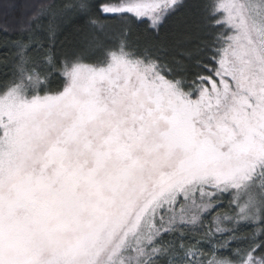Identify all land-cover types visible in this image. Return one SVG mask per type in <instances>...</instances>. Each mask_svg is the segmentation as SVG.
<instances>
[{"label":"snow or ice","instance_id":"obj_1","mask_svg":"<svg viewBox=\"0 0 264 264\" xmlns=\"http://www.w3.org/2000/svg\"><path fill=\"white\" fill-rule=\"evenodd\" d=\"M185 7L190 25L151 34ZM23 8L0 79V264H264V0H82L81 43L59 48L53 6ZM203 242L244 247L208 260Z\"/></svg>","mask_w":264,"mask_h":264},{"label":"trees","instance_id":"obj_2","mask_svg":"<svg viewBox=\"0 0 264 264\" xmlns=\"http://www.w3.org/2000/svg\"><path fill=\"white\" fill-rule=\"evenodd\" d=\"M82 0H0V3L15 4L17 7L15 9H9L6 13L0 11V28L7 26L8 35L6 36L3 31H0V79H3V73H9L11 70V61L15 54V49L11 45V40L23 37L27 40V34L22 32V23L24 20L23 6L25 4L33 5V8L29 11V15L32 14L36 8L43 5L53 6V12L55 15L50 13H45L41 19L43 22V29L46 34L47 26L49 23L52 24L55 29L56 35V45L57 48L60 47V42L65 41L66 39L71 42V45L79 46L81 43V32L85 29L86 20L83 18L82 14H78L75 10V6L81 3ZM185 5H191L194 3V0H184ZM65 5H72V8H65ZM191 13L188 7L181 8L176 11L174 14L169 16L161 25L158 30V33L155 30H149L152 35H157L160 38H171L172 33L175 31L176 26L182 22L191 24L192 20L189 19ZM109 23H118L114 20H109ZM131 27L133 30V35L138 37H143L145 35L146 29H148V22L139 23L136 20H131ZM5 47H7V56L9 61V67L4 66V57H5ZM55 87V83L52 85ZM230 197H225L223 200V207L217 209L219 213H226L229 211L228 200ZM209 216V220H211ZM249 229H242V234H246ZM219 236V234H217ZM221 240L224 237H220ZM190 243H195V240H190ZM203 245L206 246V242H203ZM207 248L215 249V256H229L231 249L236 247H244L243 244L233 243L230 248H219L218 246L212 248V245H207Z\"/></svg>","mask_w":264,"mask_h":264},{"label":"rangeland","instance_id":"obj_3","mask_svg":"<svg viewBox=\"0 0 264 264\" xmlns=\"http://www.w3.org/2000/svg\"><path fill=\"white\" fill-rule=\"evenodd\" d=\"M206 244L208 245L207 242H206ZM207 245H206V246H207ZM206 246H204V245L202 244V248H201V250H202V252L205 253V257H201V258H206V259L210 260V259L213 258V253L215 254V249H211L210 247L207 248ZM212 248H214V247H212Z\"/></svg>","mask_w":264,"mask_h":264}]
</instances>
